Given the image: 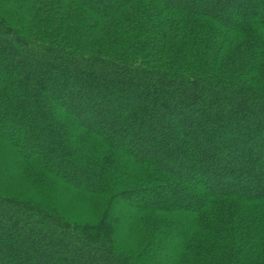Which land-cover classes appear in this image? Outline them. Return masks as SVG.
Masks as SVG:
<instances>
[{"label":"trees","instance_id":"16d2710c","mask_svg":"<svg viewBox=\"0 0 264 264\" xmlns=\"http://www.w3.org/2000/svg\"><path fill=\"white\" fill-rule=\"evenodd\" d=\"M165 262L264 264V0H0V264Z\"/></svg>","mask_w":264,"mask_h":264},{"label":"rangeland","instance_id":"374dc122","mask_svg":"<svg viewBox=\"0 0 264 264\" xmlns=\"http://www.w3.org/2000/svg\"><path fill=\"white\" fill-rule=\"evenodd\" d=\"M144 145L148 146V145H149V141H146V142L144 143ZM69 199L72 200L71 197H70ZM85 213H87V212H85ZM71 214H72V213H71ZM73 215L76 216L77 218H79V216H78V215H75V213L72 214V216H73ZM122 228H123L122 226H119L118 229L115 228V229H114V233L118 236V234L120 233V231L122 230ZM175 238H176V237H175ZM176 240H177V238H176ZM170 246H171V245H170ZM170 246H169V248H172V246H171V247H170ZM166 256H167V255H166ZM163 264H167V262H165V263H163Z\"/></svg>","mask_w":264,"mask_h":264}]
</instances>
